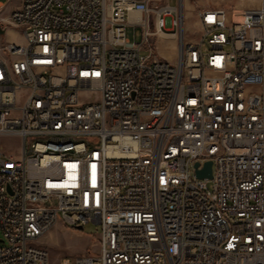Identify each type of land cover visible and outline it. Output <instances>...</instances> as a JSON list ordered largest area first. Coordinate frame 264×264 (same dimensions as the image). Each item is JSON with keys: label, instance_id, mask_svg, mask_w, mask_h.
<instances>
[{"label": "built area", "instance_id": "built-area-1", "mask_svg": "<svg viewBox=\"0 0 264 264\" xmlns=\"http://www.w3.org/2000/svg\"><path fill=\"white\" fill-rule=\"evenodd\" d=\"M197 17L192 42L178 5L20 0L23 42L0 55V135L22 140L0 147V264H50L37 239L89 222L98 251L52 264H264V0Z\"/></svg>", "mask_w": 264, "mask_h": 264}, {"label": "rangeland", "instance_id": "rangeland-1", "mask_svg": "<svg viewBox=\"0 0 264 264\" xmlns=\"http://www.w3.org/2000/svg\"><path fill=\"white\" fill-rule=\"evenodd\" d=\"M260 0H167L170 6H179L184 15V38L186 41H196L200 34L197 12L204 7H221L224 8L226 15L230 18L235 12L242 8H251L257 6ZM163 0H150L151 6L161 5ZM173 16L175 14L173 13ZM153 22V17L149 18ZM12 27V26H11ZM14 28V27H13ZM17 33L21 36L18 29ZM141 27L133 24L126 25L125 34L130 40L140 41ZM178 41L171 36H156L154 47L156 54L171 62L174 61ZM148 53L146 49L141 54ZM171 55H168V54ZM95 96V95H94ZM22 140L17 136L0 135V147L12 150L14 155L17 154ZM210 185V182H209ZM100 226L89 222L83 226V229L75 227H66L60 223L52 226L46 233L37 239V244L46 249L50 264L59 261L64 257H74L80 254L96 253L98 251V234ZM1 238V232H0Z\"/></svg>", "mask_w": 264, "mask_h": 264}, {"label": "crops", "instance_id": "crops-1", "mask_svg": "<svg viewBox=\"0 0 264 264\" xmlns=\"http://www.w3.org/2000/svg\"><path fill=\"white\" fill-rule=\"evenodd\" d=\"M163 3H167V0H163ZM19 4H20V0H0V55H2L1 46L4 43H7V42L22 43L23 42L20 35L17 33V30H15L16 28H13L7 24L10 13L15 8H17L19 6ZM244 9H247V8H242V10H244ZM135 13H137L139 18L146 17V15L143 12H135ZM126 22H127V25L134 22V18L131 17V13L127 15ZM150 26H151V28L153 27L152 24H150ZM157 36L175 37V36H173L171 34H167V33L166 34H159ZM155 37H154V42H155ZM176 51H177V49H176ZM168 55H171V54L169 53ZM173 55L176 56V52H175V54L173 53ZM174 59H175V57H174Z\"/></svg>", "mask_w": 264, "mask_h": 264}, {"label": "water", "instance_id": "water-1", "mask_svg": "<svg viewBox=\"0 0 264 264\" xmlns=\"http://www.w3.org/2000/svg\"><path fill=\"white\" fill-rule=\"evenodd\" d=\"M195 167L198 166V162H196L194 164ZM212 162L210 160L206 161L202 168L200 169H196V176L199 177V178H211L212 177ZM77 229H83V226L82 225H77L76 226ZM1 241V240H0Z\"/></svg>", "mask_w": 264, "mask_h": 264}, {"label": "bare ground", "instance_id": "bare-ground-1", "mask_svg": "<svg viewBox=\"0 0 264 264\" xmlns=\"http://www.w3.org/2000/svg\"><path fill=\"white\" fill-rule=\"evenodd\" d=\"M132 18H138L137 13H131ZM107 56L110 60H118L121 56V49H107ZM5 98H12V89H5Z\"/></svg>", "mask_w": 264, "mask_h": 264}]
</instances>
